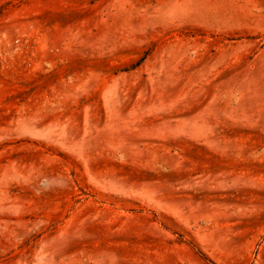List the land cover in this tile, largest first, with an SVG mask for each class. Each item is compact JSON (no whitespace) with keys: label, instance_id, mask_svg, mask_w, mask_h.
Listing matches in <instances>:
<instances>
[{"label":"rangeland","instance_id":"rangeland-1","mask_svg":"<svg viewBox=\"0 0 264 264\" xmlns=\"http://www.w3.org/2000/svg\"><path fill=\"white\" fill-rule=\"evenodd\" d=\"M0 264H264V0H0Z\"/></svg>","mask_w":264,"mask_h":264}]
</instances>
